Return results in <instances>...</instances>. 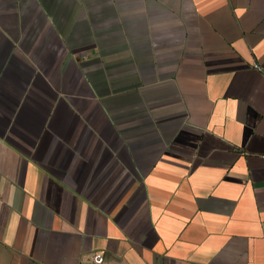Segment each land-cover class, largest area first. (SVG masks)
Wrapping results in <instances>:
<instances>
[{
	"label": "crops",
	"instance_id": "obj_1",
	"mask_svg": "<svg viewBox=\"0 0 264 264\" xmlns=\"http://www.w3.org/2000/svg\"><path fill=\"white\" fill-rule=\"evenodd\" d=\"M95 253L264 264V0H0V264Z\"/></svg>",
	"mask_w": 264,
	"mask_h": 264
},
{
	"label": "built area",
	"instance_id": "obj_2",
	"mask_svg": "<svg viewBox=\"0 0 264 264\" xmlns=\"http://www.w3.org/2000/svg\"><path fill=\"white\" fill-rule=\"evenodd\" d=\"M256 68H258L257 65H255ZM93 264H103L104 262V256L101 253H95L92 256Z\"/></svg>",
	"mask_w": 264,
	"mask_h": 264
}]
</instances>
